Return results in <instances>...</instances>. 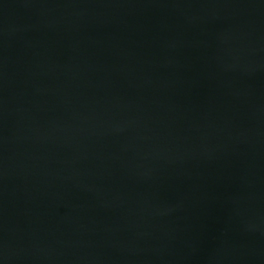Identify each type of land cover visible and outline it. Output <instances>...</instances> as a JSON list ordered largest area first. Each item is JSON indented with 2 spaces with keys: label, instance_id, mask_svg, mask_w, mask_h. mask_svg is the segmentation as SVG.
Here are the masks:
<instances>
[{
  "label": "water",
  "instance_id": "95a60500",
  "mask_svg": "<svg viewBox=\"0 0 264 264\" xmlns=\"http://www.w3.org/2000/svg\"><path fill=\"white\" fill-rule=\"evenodd\" d=\"M0 264H264V0H0Z\"/></svg>",
  "mask_w": 264,
  "mask_h": 264
}]
</instances>
